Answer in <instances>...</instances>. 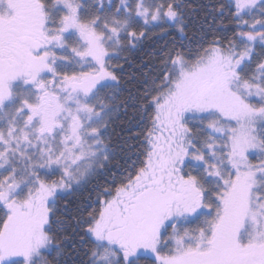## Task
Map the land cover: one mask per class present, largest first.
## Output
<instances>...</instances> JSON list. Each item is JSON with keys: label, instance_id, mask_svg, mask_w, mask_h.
I'll return each instance as SVG.
<instances>
[{"label": "snow or ice", "instance_id": "6c2138e0", "mask_svg": "<svg viewBox=\"0 0 264 264\" xmlns=\"http://www.w3.org/2000/svg\"><path fill=\"white\" fill-rule=\"evenodd\" d=\"M0 264H264V0H0Z\"/></svg>", "mask_w": 264, "mask_h": 264}, {"label": "trees", "instance_id": "16d2710c", "mask_svg": "<svg viewBox=\"0 0 264 264\" xmlns=\"http://www.w3.org/2000/svg\"><path fill=\"white\" fill-rule=\"evenodd\" d=\"M199 2V0H198ZM161 43L163 40L160 41ZM151 52V42H148L145 47L139 51L133 54L131 57L132 65L128 68V71L134 72L136 65L140 62L141 59H147L148 53ZM127 67V66H126Z\"/></svg>", "mask_w": 264, "mask_h": 264}]
</instances>
